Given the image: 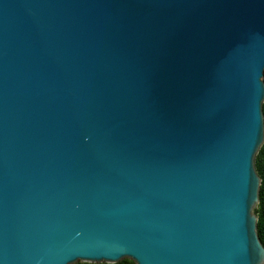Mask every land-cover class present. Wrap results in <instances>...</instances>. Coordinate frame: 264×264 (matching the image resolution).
<instances>
[{
  "label": "water",
  "instance_id": "1",
  "mask_svg": "<svg viewBox=\"0 0 264 264\" xmlns=\"http://www.w3.org/2000/svg\"><path fill=\"white\" fill-rule=\"evenodd\" d=\"M264 0H0V264H264Z\"/></svg>",
  "mask_w": 264,
  "mask_h": 264
},
{
  "label": "trees",
  "instance_id": "2",
  "mask_svg": "<svg viewBox=\"0 0 264 264\" xmlns=\"http://www.w3.org/2000/svg\"><path fill=\"white\" fill-rule=\"evenodd\" d=\"M262 79L264 81V68ZM262 107H264V98L261 103V110ZM262 114L264 125V110H262ZM254 167L260 178L258 185V200L254 206V211L256 214V232L261 244L264 246V136L254 155ZM123 260L127 261L128 264H135L130 258L123 257ZM83 264H97V262L83 261ZM105 264H121V260L119 259L115 262H105Z\"/></svg>",
  "mask_w": 264,
  "mask_h": 264
},
{
  "label": "snow or ice",
  "instance_id": "3",
  "mask_svg": "<svg viewBox=\"0 0 264 264\" xmlns=\"http://www.w3.org/2000/svg\"><path fill=\"white\" fill-rule=\"evenodd\" d=\"M262 110H264V107H262ZM257 250L258 252L264 251V249H260L259 245L257 246ZM119 259L121 260V264H128L127 261L123 260V257H120ZM83 260L84 258H76L72 261V264H83ZM106 260L107 259H101V260H96V261H97V264H105Z\"/></svg>",
  "mask_w": 264,
  "mask_h": 264
}]
</instances>
